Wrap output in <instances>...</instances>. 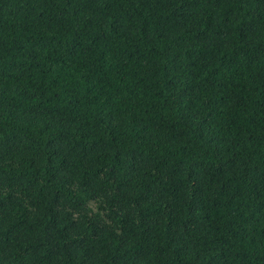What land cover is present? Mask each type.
<instances>
[{
    "label": "trees",
    "instance_id": "16d2710c",
    "mask_svg": "<svg viewBox=\"0 0 264 264\" xmlns=\"http://www.w3.org/2000/svg\"><path fill=\"white\" fill-rule=\"evenodd\" d=\"M0 264H264V0H0Z\"/></svg>",
    "mask_w": 264,
    "mask_h": 264
}]
</instances>
